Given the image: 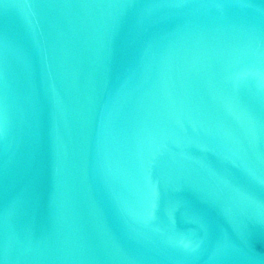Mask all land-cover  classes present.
Here are the masks:
<instances>
[{"label": "water", "instance_id": "1", "mask_svg": "<svg viewBox=\"0 0 264 264\" xmlns=\"http://www.w3.org/2000/svg\"><path fill=\"white\" fill-rule=\"evenodd\" d=\"M0 264H264V0H0Z\"/></svg>", "mask_w": 264, "mask_h": 264}]
</instances>
